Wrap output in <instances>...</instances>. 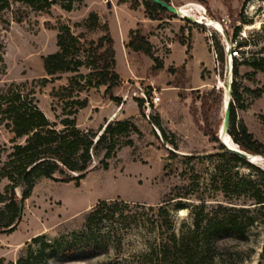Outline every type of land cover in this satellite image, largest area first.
<instances>
[{
    "label": "rangeland",
    "instance_id": "rangeland-1",
    "mask_svg": "<svg viewBox=\"0 0 264 264\" xmlns=\"http://www.w3.org/2000/svg\"><path fill=\"white\" fill-rule=\"evenodd\" d=\"M170 3L177 7L196 3L212 23L201 24L200 20L187 16L159 12L156 20H160V25L145 35L148 39L154 36L153 43L149 41L163 62L159 70L153 69L155 63L149 56L127 47L130 32L139 29L138 20L149 18L142 0H84L75 2L71 11L60 4L49 11H40L12 1L3 14L0 93L12 85H20L32 94L59 130L64 127L61 120L67 117H75L77 126L83 130L103 131L112 120H130L140 130L130 135L132 146H122L116 151L108 169L101 165L102 153L93 154L91 169L79 187L73 182L37 179L32 195L24 202L16 229L0 233V259L3 258L4 264H18L28 252L31 238L37 235H44L48 242H58V252L51 264H138L141 254L161 232L158 206L166 195L173 196L177 187L196 185L192 198L183 199L188 207L182 213L173 208L176 199L168 204L177 234L192 226L198 196L204 194L210 210L215 203L229 201L235 195L231 189L221 187L220 164L226 165L224 174L230 172L235 180L255 179L264 189V175L244 164L235 165L227 157L221 158L224 153L219 149L221 142L213 141L205 133L209 129L217 132L219 138L223 100L228 95L225 84H232L233 80L230 56L241 59L240 49L244 56H264V0H170ZM61 24L68 25L75 35H82V41L97 42L106 34L112 37L115 71L120 77V84L112 93L119 102L105 93L106 86L82 89L74 85L69 95L66 87L71 79L77 78L83 84L80 76L91 72L88 68L47 75L43 59L58 50ZM236 28L239 33L234 38ZM236 40L247 45L239 48ZM252 73L250 66H240L239 80L246 107L237 109V122L243 121L264 146V94L256 98L250 91L263 87L264 72ZM43 78L50 81L43 84ZM155 96L160 97L156 104ZM206 96L208 104L204 107ZM77 99H86L87 106L65 107L68 100ZM138 99L144 100L142 106ZM147 101L149 107L145 105ZM11 136L0 126V144L8 142ZM190 155L194 157L187 158ZM255 164L264 170V162ZM7 183L3 180L0 190ZM17 193L21 194V188ZM101 200H121L131 208L116 215L114 222L104 223L103 236L93 238L91 249L86 248L84 241L76 243L72 233L82 230L87 213ZM237 202L252 203L243 196ZM249 207L263 214L259 207ZM235 242L230 240L229 244ZM263 243L264 223H261L249 230V245L256 252L243 264L259 263Z\"/></svg>",
    "mask_w": 264,
    "mask_h": 264
},
{
    "label": "trees",
    "instance_id": "trees-1",
    "mask_svg": "<svg viewBox=\"0 0 264 264\" xmlns=\"http://www.w3.org/2000/svg\"><path fill=\"white\" fill-rule=\"evenodd\" d=\"M12 1L40 11H49L56 4H60L66 11H71L75 2L81 3L84 0H65L61 3L59 0H0V21ZM142 2L150 19H159V12L170 13L150 0ZM235 31L234 38L238 36L239 28ZM82 38V35H75L68 25L59 26L58 50L43 59L47 75L77 72L82 67L88 68L91 72L80 76V79L84 80L83 84L77 78L71 79V84L66 87L69 95L74 85L82 89L106 86L105 93L111 100L119 102L120 99L112 93L120 84L119 74L115 71L114 40L109 34L100 37L97 42L82 41ZM236 42L239 48L247 45L244 41ZM3 47L0 42V60L3 58ZM127 47L149 56L155 63L154 70L162 69L163 62L155 55L153 45L139 29L130 32ZM240 52L243 55L241 59L232 57L233 80L228 133L242 150L264 156L263 144L254 138L243 121L237 122V109L246 107L239 80L240 66H250L254 74L264 72V56L251 58L244 56L242 49ZM49 81V78H43L41 83L46 84ZM250 91L254 97L260 98L264 94V85ZM207 101L206 96L203 99L204 107L207 106ZM137 102L142 106L144 100L138 99ZM87 104L86 99L68 100L65 107L77 105L84 108ZM205 119L207 122L208 118ZM61 123L64 127L59 130L39 108L32 94L24 91L20 85H12L0 93V126L12 135L8 142L0 144V184L5 179L8 181L3 191L0 190V233H11L16 229L22 217L24 202L32 195L37 179L44 177L56 182H73L79 187L81 180L91 169L93 154L102 153L101 165L108 169L109 160L118 149L122 146H132L130 135L140 133L138 127L130 120H112L106 124L103 131H99H102L100 134L79 128L75 117L62 119ZM221 124L222 122L219 127ZM205 133L210 135L213 141L220 142L217 132L206 129ZM219 149L224 152L220 154L221 158L227 157L235 165L244 164L264 175V170L228 152L223 144H219ZM172 155L176 156V153L172 152ZM193 157L194 155H190L187 158ZM225 166H219L222 172L221 187L224 190L231 189L235 195L230 196L229 201L215 203L210 210H207L204 194L198 196L199 203L193 206L195 209L192 211V226L177 234L168 204L176 199L174 210L187 208V204L182 201L192 198L196 185L193 183L177 187L173 196L166 195L163 204L158 206L157 216L161 220L158 227L161 232L157 240L141 254L137 260L138 264H243L255 254V248L249 245V230L264 223V211L259 214L249 206L264 210V189L255 179L240 177L235 180L230 172L224 174ZM18 188H21V194L17 193ZM241 196L250 199L252 203H238ZM130 208L129 203L121 200L98 201L87 213L82 230L72 233L73 238L78 244L84 241L85 247L91 249L89 244L93 238L103 236L102 225L114 222L116 215L120 216ZM150 209L154 207L150 206ZM116 239L120 243V238ZM230 240H235V244H229ZM34 245L37 246L36 249ZM27 251L26 255L17 261L18 264H51L52 258L58 252V242H48L44 235H37L31 238ZM263 260L264 243L258 264H263ZM0 264H4L3 258L0 259Z\"/></svg>",
    "mask_w": 264,
    "mask_h": 264
},
{
    "label": "water",
    "instance_id": "water-1",
    "mask_svg": "<svg viewBox=\"0 0 264 264\" xmlns=\"http://www.w3.org/2000/svg\"><path fill=\"white\" fill-rule=\"evenodd\" d=\"M150 1H152L153 3L161 6L162 8L166 9L167 11H169L172 14H175V15H179L180 14L179 8L177 6L171 4L170 2H167L165 0H150ZM225 88L228 91L229 98H228V101H227V103L225 104V107H224V114H223V117H222V124H221V127H220L219 132H218L220 142H221V144L224 145L225 149L228 152L236 154V155L240 156L241 158L247 160L250 163H254L253 162V158H254V156H256L255 154H251V153H248V152L242 150L240 148V146L238 144H236V143H235L236 146L229 147L225 142H223V140L221 138L222 132H224L225 134L230 136L229 133H228V129H229V126H230V114H231V107H230V105H231V82L226 83L225 84Z\"/></svg>",
    "mask_w": 264,
    "mask_h": 264
},
{
    "label": "bare ground",
    "instance_id": "bare-ground-1",
    "mask_svg": "<svg viewBox=\"0 0 264 264\" xmlns=\"http://www.w3.org/2000/svg\"><path fill=\"white\" fill-rule=\"evenodd\" d=\"M178 8L180 10V14L179 15L187 16V17H190V18H192L194 20H200V23H202L203 21H205V22H207L209 24L212 23V20H209L210 18H208L203 13V11L201 10L200 6L198 4H196V3H189V4L184 5V6L183 5L182 6H179ZM222 85L224 86V84H222ZM228 98H229V95L226 94V96H225V98L223 100V109L225 107V104L228 101ZM221 138H222L223 142H225L229 147L236 146V144L232 140V138L230 136H228L227 134H225L224 132H222ZM253 162L254 163H257V164L263 163L264 162V156H262V155H256V156H254ZM182 212H183V210L180 211V213H182Z\"/></svg>",
    "mask_w": 264,
    "mask_h": 264
},
{
    "label": "crops",
    "instance_id": "crops-1",
    "mask_svg": "<svg viewBox=\"0 0 264 264\" xmlns=\"http://www.w3.org/2000/svg\"><path fill=\"white\" fill-rule=\"evenodd\" d=\"M137 23H138L137 27L141 30L142 34L143 35H147V34L150 33V31H153L156 27H158L160 25L159 24L160 23V20H152V19L143 17V18L139 19ZM192 36H193L192 37L193 41H195L196 35L193 33ZM153 37L154 36H151L149 38V40L152 43H153V40H152ZM194 44L195 43H193V45Z\"/></svg>",
    "mask_w": 264,
    "mask_h": 264
},
{
    "label": "built area",
    "instance_id": "built-area-1",
    "mask_svg": "<svg viewBox=\"0 0 264 264\" xmlns=\"http://www.w3.org/2000/svg\"><path fill=\"white\" fill-rule=\"evenodd\" d=\"M206 13H207V10L205 11ZM222 21H225V19L223 18L222 19ZM221 21V22H222ZM197 22V21H196ZM198 23H200V22H198ZM201 24H203V23H201ZM231 57V60H232V56H230ZM160 101V97L159 96H155L154 98H153V102L156 104V103H158ZM147 107H149V102L147 101L146 102V104H145Z\"/></svg>",
    "mask_w": 264,
    "mask_h": 264
}]
</instances>
